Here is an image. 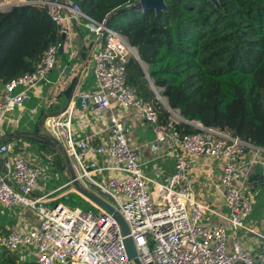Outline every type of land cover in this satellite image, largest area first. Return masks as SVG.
Segmentation results:
<instances>
[{"label": "built area", "instance_id": "2783aa9c", "mask_svg": "<svg viewBox=\"0 0 264 264\" xmlns=\"http://www.w3.org/2000/svg\"><path fill=\"white\" fill-rule=\"evenodd\" d=\"M33 2L47 10L59 36L68 34L67 24L76 21L104 40L94 57L96 88L78 94L82 104L106 109L116 100L149 123L157 143L170 145L175 156V173L169 182L162 183L145 173L138 148L129 143L124 123L115 114L110 117L109 143L97 148L90 145L88 137L76 139L73 108L52 116L48 126L42 127L43 133L64 143L78 169L77 179L122 215L129 228L128 236L134 239L139 262L264 264V251L253 254L238 236L242 230L264 241V234L249 220L254 199L247 185L249 176L244 175L243 182L235 184L236 175L243 168L264 164V148L233 131L199 121L191 122L199 129L197 132L183 135L179 124L185 119L166 106L171 113L170 122L162 123L154 102L128 82L127 64L131 56L138 58V51L126 35L84 13L74 0ZM139 2L135 0L134 4ZM60 48L61 41L51 44L32 71L4 84L0 91V129L8 112L22 107L31 89L48 80L58 63ZM78 124L83 127L87 121L82 118ZM17 147V141L0 135V205L21 206L33 212L38 225L0 233V249L29 248L39 264H133L125 243L127 235L112 214L84 196L97 212L64 202L49 205L47 200H53L51 193L35 194L43 170ZM95 154L105 156L111 164L94 169V161H86ZM202 157L223 162L220 181L228 207L226 213L195 196L189 173ZM105 169L112 171L106 181L91 176ZM64 187L70 189L61 197L68 200L76 190L72 181L60 188Z\"/></svg>", "mask_w": 264, "mask_h": 264}, {"label": "trees", "instance_id": "16d2710c", "mask_svg": "<svg viewBox=\"0 0 264 264\" xmlns=\"http://www.w3.org/2000/svg\"><path fill=\"white\" fill-rule=\"evenodd\" d=\"M27 1L0 10V85L32 71L46 49L62 40L47 10L33 2L37 0ZM74 1L98 22L110 17L108 26L136 47L140 59L130 57L128 82L154 102L162 123L170 122L171 113L153 86L185 119L179 124L183 135L197 132L191 122L199 121L264 148V0H219L221 9L211 0H166L167 11L159 15L133 7L135 0ZM221 87L230 100L227 116L222 114ZM21 139L35 144L29 155L39 162L50 187L69 181L66 161L55 146L32 136L10 137ZM23 149L19 144L17 151ZM256 178L260 175H251L250 186ZM57 202L98 211L76 192ZM7 232L0 225V233ZM22 250H3L0 264H39L24 258Z\"/></svg>", "mask_w": 264, "mask_h": 264}, {"label": "crops", "instance_id": "0c3cea01", "mask_svg": "<svg viewBox=\"0 0 264 264\" xmlns=\"http://www.w3.org/2000/svg\"><path fill=\"white\" fill-rule=\"evenodd\" d=\"M27 2V0H1L0 10L8 11L11 7L19 3L24 4ZM67 27L69 32L61 40V45L63 46L59 53L58 63L51 70L48 80L42 81L38 86L31 89L29 97L22 107H15L8 112L1 126L0 135L7 138L11 137L12 133L21 130L42 132V127L48 126L52 116L61 114V109L73 94L69 109L73 108L74 110L73 118L75 120L76 139L88 137L90 145L94 148H97L103 143L108 144L111 139L109 130L110 117L112 114H115L124 123L125 133L129 143L138 148L145 173L156 181L162 183L169 182L175 173V156L171 151L170 145L166 143L159 145L157 143L149 123L140 120L131 109L123 107L116 100H112L111 107L106 109H97L92 103L83 105L81 102V105H77V99L80 98L78 94L80 92H88L96 88L94 57L101 48L104 40L100 36L89 33L82 24L76 21H73V23L72 21L69 22ZM3 86L0 85V91ZM71 86L72 89L68 95L67 90ZM174 111L180 115L178 110ZM82 118L87 121V124L80 127L78 121ZM15 141L18 142V145L21 144L24 147L23 152L31 158L32 162L39 164V162L33 161L32 153L29 155L30 149L35 144L23 139ZM57 150L63 155L60 149L57 148ZM92 161L96 164L94 169L106 167V165L111 164V161L101 154L93 155L86 163ZM222 165V161L202 157L191 168L189 176L192 180L195 196L216 210L226 213L228 207L226 206L225 193L220 181ZM73 167L77 174L78 169L74 165ZM256 173L260 175V178L254 179V183L251 185L254 187V191H252L249 178H251L252 174ZM67 174L69 181H71L69 169ZM93 174H96L99 179L93 177ZM111 175L112 171L105 169L103 171H95L91 176L97 181L102 182L110 178ZM244 175L249 176L247 185L254 194L253 210L249 219L250 223L264 234V164L257 163L251 167L243 168L236 175V185H240L243 182ZM149 186L152 189V182ZM60 187L55 188V183L50 187L49 179L45 172L42 171L35 189V194L46 196L51 193L50 197L53 200L49 199L47 201L49 205H53L62 194L70 189V187H65L64 189ZM76 193L78 192L76 191ZM257 202H259L261 207L260 210L256 207L258 205ZM215 221L222 222L218 218H215ZM0 225L4 226L7 230L12 228L29 229L38 225V218L33 212L27 211L21 206L6 208L0 205ZM238 236L241 238L244 246L251 250L253 254L257 255L259 252L264 251V241L254 233H245L240 230L238 231ZM22 249L25 252L24 258L31 257L36 259L33 250L29 248ZM2 251L0 249V253Z\"/></svg>", "mask_w": 264, "mask_h": 264}, {"label": "water", "instance_id": "95a60500", "mask_svg": "<svg viewBox=\"0 0 264 264\" xmlns=\"http://www.w3.org/2000/svg\"><path fill=\"white\" fill-rule=\"evenodd\" d=\"M218 8H222L221 7V3L219 0H211ZM21 3L17 4L20 5ZM140 7L143 11H148V10H155L156 14L159 15L162 12H166L167 11V3L166 0H140V2L136 5H133V7ZM112 15V14H111ZM110 17H108L105 21H104V25L108 26V20ZM62 38H65V36L63 35ZM63 45H61L62 48ZM60 48V50H61ZM136 55L139 58V54L138 52H136ZM153 89L157 95L158 99H161L162 97L159 95L158 91L156 90V88L153 86ZM73 99V94L70 96L69 100L67 101V103L64 105V107L61 109L60 113H64L70 106V103ZM82 99L78 98L77 99V105H81ZM162 103L169 109H171L169 107V105L167 104L166 101H162ZM173 111V109H171ZM183 118V117H182ZM12 136H32V137H36L39 139H42L50 144H52L53 146L57 147L58 149L61 150V152L63 153V156L66 160L70 175H71V181H72V185L75 188V190L83 195L84 197H86L87 199H89L90 201H92L93 203H95L96 205H98L99 207L103 208L105 211H107L108 213L112 214L114 216V218L118 221V223L121 226L122 232L124 235H127L126 239H125V243L127 246V250L129 253V257L131 258L133 264H141L139 262L138 259V252H137V248L134 242V239L131 236H128L129 234V228L127 226L126 221L124 220V218L122 217V215L119 213V211L110 203H108L107 201H105L104 199H102L100 196H98L96 193H94V191L88 189L87 187H85L78 179H77V174L75 172V169L73 167L72 161L66 151V148L64 146V144L58 140L57 138L53 137V136H49L46 133L43 132H34V131H16L14 133L11 134Z\"/></svg>", "mask_w": 264, "mask_h": 264}, {"label": "rangeland", "instance_id": "374dc122", "mask_svg": "<svg viewBox=\"0 0 264 264\" xmlns=\"http://www.w3.org/2000/svg\"><path fill=\"white\" fill-rule=\"evenodd\" d=\"M220 93L222 95V99H223V103H224L222 106V114L227 116V109H228V106L230 105V100L227 98L225 90L223 87L220 88ZM71 160H72V158H71ZM72 162H73V160H72ZM73 165H74V163H73ZM93 177L99 179V177H97L96 174H93ZM257 204L258 205L256 206V204H255V206L258 207V209L260 210L261 207L259 205V202H257Z\"/></svg>", "mask_w": 264, "mask_h": 264}]
</instances>
